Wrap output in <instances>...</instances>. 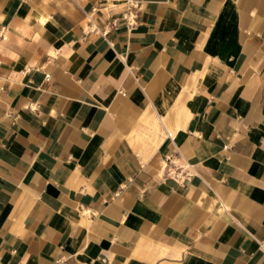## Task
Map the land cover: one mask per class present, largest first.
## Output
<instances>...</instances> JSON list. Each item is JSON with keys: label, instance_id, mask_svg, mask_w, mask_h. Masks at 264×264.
Here are the masks:
<instances>
[{"label": "crops", "instance_id": "1", "mask_svg": "<svg viewBox=\"0 0 264 264\" xmlns=\"http://www.w3.org/2000/svg\"><path fill=\"white\" fill-rule=\"evenodd\" d=\"M134 1L0 0V264H264V0Z\"/></svg>", "mask_w": 264, "mask_h": 264}, {"label": "built area", "instance_id": "2", "mask_svg": "<svg viewBox=\"0 0 264 264\" xmlns=\"http://www.w3.org/2000/svg\"><path fill=\"white\" fill-rule=\"evenodd\" d=\"M134 9H139V3L138 1H134V0H128V7L126 9V15L123 16L124 19L127 20V23L132 25L135 23V19H136V12L134 11ZM45 80H49V75L45 74ZM167 174L169 176H172L174 179H181L183 178L181 176V172H177L175 170H167Z\"/></svg>", "mask_w": 264, "mask_h": 264}]
</instances>
